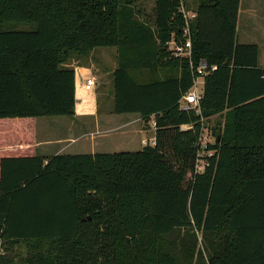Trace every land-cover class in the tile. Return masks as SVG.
<instances>
[{"label":"trees","instance_id":"obj_1","mask_svg":"<svg viewBox=\"0 0 264 264\" xmlns=\"http://www.w3.org/2000/svg\"><path fill=\"white\" fill-rule=\"evenodd\" d=\"M193 1L183 2L195 13L191 61L217 67L200 114L180 110L198 74L167 46L185 39L179 0H156L151 17L135 0H0V150L33 143L36 118L75 116L68 63L99 48L117 50L114 113L154 117L156 129L137 152L1 150L0 264H264L259 47L237 40L240 0ZM214 117V155L198 174L202 123ZM22 243L18 263L4 255Z\"/></svg>","mask_w":264,"mask_h":264},{"label":"crops","instance_id":"obj_2","mask_svg":"<svg viewBox=\"0 0 264 264\" xmlns=\"http://www.w3.org/2000/svg\"><path fill=\"white\" fill-rule=\"evenodd\" d=\"M248 12L249 16L254 18L256 26L264 27V0H248ZM194 2V1H193ZM192 2V3H193ZM243 0H240L239 16L241 13ZM193 10L196 5L193 3ZM193 12V11H192ZM259 15V16H258ZM263 21V23L261 22ZM238 27V25H237ZM262 27V28H263ZM259 47V67L264 69V61H260V46ZM118 56H116V62L113 66L106 69V74L109 77L112 75L118 66ZM75 96H76V113L74 117H68L71 120V128L66 133L55 134L54 128L61 126L62 123L50 122L49 120H43V129H37L40 119L33 120L35 129V140L31 144L20 143L13 146L5 147L3 153L6 156H11L16 153L22 156L38 155L45 158H50L57 155H76V154H96V153H115L117 148H121L122 143L127 141L123 147L129 148L132 145L130 142L135 140L139 135H142L145 130L156 132L154 117L150 122H144L140 115L132 116V120L124 121L117 118L118 114L114 113V102L112 104L113 91L109 97L105 95L106 89L103 87L95 86L93 91H86L84 89L85 80L87 78L94 77L96 79V85L100 82L104 85V74L95 67L93 69H85L84 67L75 66ZM98 89V90H97ZM113 90V87H112ZM112 100V101H111ZM108 108L104 110V106ZM137 117V118H136ZM116 123H121L119 128H115ZM143 123V124H142ZM143 125V126H142ZM115 128V129H114ZM134 128V130L132 129ZM90 129V130H89ZM121 132L120 138H116ZM122 136V137H121ZM3 137V136H2ZM87 140L89 147L83 145L82 141ZM141 145L155 142V137L152 139L141 137ZM0 150V151H1ZM119 150V149H117ZM16 155V156H18Z\"/></svg>","mask_w":264,"mask_h":264},{"label":"rangeland","instance_id":"obj_3","mask_svg":"<svg viewBox=\"0 0 264 264\" xmlns=\"http://www.w3.org/2000/svg\"><path fill=\"white\" fill-rule=\"evenodd\" d=\"M155 2L156 0H135L136 8L139 11V16L142 17H151L154 13L155 8ZM183 2L187 3L188 5H193V0H183ZM252 1H250L251 3ZM248 0H243L242 7H241V13L239 16V23L237 27V40L239 44H257L260 46V61H264V27L256 26V21H254V18L249 16L248 12V4H250ZM259 16V15H258ZM261 22V21H260ZM263 23V21L261 22ZM116 56H117V50L115 48H99L92 52L91 56L89 58H83L77 60H70L68 65L71 67H75L76 65L79 67H84L85 69H93L95 67L99 68V70L104 74V85L100 82L98 85L99 87H103L106 89L105 95L109 97L112 93V87H113V77L112 75L109 77L107 76L106 69L113 66V64L116 62ZM264 64V63H263ZM118 67V66H117ZM116 67V69H117ZM198 89L201 91L203 90V79L198 80ZM98 90V89H97ZM113 100V101H112ZM112 104L114 102V98L112 99ZM106 104L104 106V110L107 111ZM132 116H138V114H122L118 115L117 118H121L122 122L124 121H130L132 120ZM137 118V117H136ZM43 120H49L50 122H56V123H62L61 126L54 128L55 134H63L68 131V129L71 128V123L69 122L71 119L68 117H44L40 119L39 126L37 129H40V131L43 129L42 123ZM222 123V119L220 117H214L209 122L205 124L207 125L208 130L206 131L210 133V138H208L209 142H214V136L212 133V129L216 126H219ZM143 124V123H142ZM121 126V123H116L114 127L117 129ZM143 126V125H142ZM114 128V129H115ZM36 129V126H35ZM134 130V128H132ZM90 130V129H89ZM142 135H139L135 140L130 142L132 145L129 148L123 147L126 143L123 142L121 145V148H117L119 150H115L114 152H137L142 150L145 146L151 145L154 146L153 142L150 141L149 143H146L144 145H141V137H146L149 139H152L155 137V132H153V129L150 131L145 130ZM122 131H118L116 133H119V135L116 136V138H120V134ZM122 137V136H121ZM83 145H86V148L89 147V142L87 140L82 141ZM155 143V142H154ZM204 143V141H203ZM90 148V147H89ZM88 149V148H87ZM207 152L208 151H202L201 155L204 156V158H207ZM213 154V152H211ZM203 162V161H202ZM3 243V242H2ZM4 247V246H3ZM2 254V250H0ZM9 253L4 254L8 259L11 258V260H14L15 263L19 262V259L22 257H25L28 252L29 248L25 244H19L14 245V247L8 251Z\"/></svg>","mask_w":264,"mask_h":264},{"label":"built area","instance_id":"obj_4","mask_svg":"<svg viewBox=\"0 0 264 264\" xmlns=\"http://www.w3.org/2000/svg\"><path fill=\"white\" fill-rule=\"evenodd\" d=\"M181 2V12L185 18V27L183 30L184 41L177 42L174 38L167 43L169 50L173 53L174 58H188L190 62V67L193 71H196L198 77L195 78L193 87L191 90L185 94L179 102L180 110L183 112H191L194 111L196 114H200V102L203 98V90L198 89V80L203 79V86H204V78L210 72H213L217 69L216 66L209 67L208 63L205 60H202L197 67L194 66L193 62L191 61L192 55V41H191V30L189 26V21L195 17L194 12H187L184 7L183 0H179ZM96 86V79L94 77L87 78L85 80L84 89L86 91H93ZM204 122L202 123L203 129L201 133V137L199 139V143L197 144L198 147V154H197V163H196V173L200 174L203 173L206 166L208 165V158L214 155L213 151L208 150V146L213 144L214 142H209L208 138H210V133L206 131L208 130L207 127H204ZM192 127L190 125H183L181 126L182 131L190 130ZM204 141V143H203ZM155 145V143H154ZM202 151L207 152V158L201 155ZM213 152V154H211ZM203 161V162H202Z\"/></svg>","mask_w":264,"mask_h":264}]
</instances>
